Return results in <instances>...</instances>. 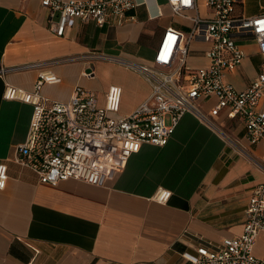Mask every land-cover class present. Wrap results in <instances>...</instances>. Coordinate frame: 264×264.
<instances>
[{"label":"crops","instance_id":"obj_1","mask_svg":"<svg viewBox=\"0 0 264 264\" xmlns=\"http://www.w3.org/2000/svg\"><path fill=\"white\" fill-rule=\"evenodd\" d=\"M139 3L119 21L97 25L92 19H71L64 35L55 36L39 0H0V66L86 55L91 52L152 64L163 31L188 34L195 15L209 17L204 0L175 14L168 0ZM234 15L264 13V0H242ZM241 63L225 71L224 81L237 90L256 77L262 57L255 42L240 37ZM209 43L188 45L186 65L206 66ZM91 66L93 77L83 76ZM60 77L41 93L67 101L76 85L95 93L98 103L112 85L122 88L117 115H126L145 101L149 83L139 73L110 60H76L42 65ZM37 69L0 75V163L8 178L0 189V264H191L183 253L212 246L242 233L252 189L264 181V144H251L238 118L222 111L209 115L215 98L199 100L211 124L194 114L182 115L163 146L142 144L125 169L106 185L69 178L55 185L40 182L13 159L27 135L33 107L5 99L6 85L32 91ZM259 106L264 108V97ZM159 189L170 191L165 202ZM253 252L264 256V233Z\"/></svg>","mask_w":264,"mask_h":264},{"label":"built area","instance_id":"obj_2","mask_svg":"<svg viewBox=\"0 0 264 264\" xmlns=\"http://www.w3.org/2000/svg\"><path fill=\"white\" fill-rule=\"evenodd\" d=\"M175 14L196 8L195 0H168ZM242 0H204L209 17L191 18L188 34L166 28L154 50L152 64L91 52L86 55L32 62L14 67L0 66V75L9 71L37 69L32 91L6 85L5 99H18L33 107L25 140L17 145L14 161L32 170L40 182L55 185L69 178L103 186L121 173L129 157L142 144L163 146L182 115L194 114L211 124L199 106V100L215 98L209 115L222 111L230 119L238 118L251 144H264V13L253 16L234 15ZM47 11V24L58 37L64 35L71 19H92L99 26L117 23L134 9L137 0H39ZM255 42L262 57L260 69L250 85L237 90L224 81L225 71L235 69L244 57L238 38ZM209 43L208 64L190 69L186 65L188 45L192 40ZM86 59L110 60L132 69L149 83L145 101L126 115L117 113L122 88L110 86L104 104L95 93L76 85L67 101H57L41 93L44 84H56L60 77L41 69L42 65ZM93 77L91 66L82 73ZM8 178L5 163H0V189ZM170 191L159 189L155 199L165 202ZM264 233V181L251 191L245 210L241 234L224 238L212 246L200 245L194 254L183 253L191 264H264V256L254 252L255 240ZM25 264H34L31 259Z\"/></svg>","mask_w":264,"mask_h":264},{"label":"snow or ice","instance_id":"obj_3","mask_svg":"<svg viewBox=\"0 0 264 264\" xmlns=\"http://www.w3.org/2000/svg\"><path fill=\"white\" fill-rule=\"evenodd\" d=\"M260 23L264 24V21H261Z\"/></svg>","mask_w":264,"mask_h":264}]
</instances>
